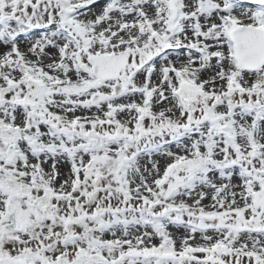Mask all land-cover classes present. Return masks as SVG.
Returning a JSON list of instances; mask_svg holds the SVG:
<instances>
[{
	"label": "snow or ice",
	"instance_id": "6c2138e0",
	"mask_svg": "<svg viewBox=\"0 0 264 264\" xmlns=\"http://www.w3.org/2000/svg\"><path fill=\"white\" fill-rule=\"evenodd\" d=\"M0 264H264V0H0Z\"/></svg>",
	"mask_w": 264,
	"mask_h": 264
}]
</instances>
